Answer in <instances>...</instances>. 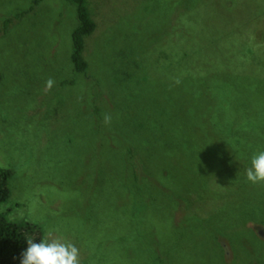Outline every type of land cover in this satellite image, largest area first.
Returning <instances> with one entry per match:
<instances>
[{"label": "rangeland", "instance_id": "1", "mask_svg": "<svg viewBox=\"0 0 264 264\" xmlns=\"http://www.w3.org/2000/svg\"><path fill=\"white\" fill-rule=\"evenodd\" d=\"M85 1L88 77L72 72L70 0H0V213L56 229L80 264H264V184L245 175L264 150V51L242 84L214 42L212 67L162 69L198 51L200 27L261 42L264 0Z\"/></svg>", "mask_w": 264, "mask_h": 264}, {"label": "trees", "instance_id": "2", "mask_svg": "<svg viewBox=\"0 0 264 264\" xmlns=\"http://www.w3.org/2000/svg\"><path fill=\"white\" fill-rule=\"evenodd\" d=\"M70 1L74 4L77 15V26L71 35L72 52L70 61L72 64V72L73 76L82 75L88 77L87 71H90V64L85 55L86 42L87 38L89 39L95 31V23L89 15L85 0ZM260 6L262 5H259L258 8H261ZM28 11L29 8L25 11V13ZM5 22L9 23V20H6ZM248 23H251V21ZM176 27L177 26L174 28ZM212 31L217 32V28L212 25L207 32L203 27L198 28V32L200 33H198L197 40L194 38L192 41V43L197 42L198 51L193 54H186L178 53L174 48L173 51L162 56L165 58L162 69H171L173 75L176 71H183L182 64L187 60L192 61L189 68L190 70H200L206 65L208 67H212L214 65V61L210 62L207 60V56L205 57L203 53L209 46V43L214 42L215 51L212 54L215 57H218L216 68L220 72L225 73L227 77L231 78V82L237 81L239 84L247 83V81H249V76L247 74L248 72H251L249 64H253V62L256 61L255 56L258 54V51H264V33L263 40L259 42V44L255 43L251 36H249V34L254 35L255 30L245 32L242 29L239 31H234L232 29L227 33V37L225 39L218 34L215 35L210 33ZM236 64H243L242 69L238 70V68H235ZM199 65L202 66V68H200ZM225 71H230V73ZM199 76L203 81L205 80L203 72H200ZM73 83L74 79H66L60 83L59 88L64 89V87L72 86ZM148 83L150 84L152 81L147 82V85ZM92 85H94V88L97 86L95 83ZM60 90L62 89H59V91ZM186 100L188 101V99ZM188 104H190L189 101ZM92 107L95 112H100L101 107L97 104L96 100L93 102ZM129 153H131V150ZM229 159H231V157H229ZM135 168L137 169V167ZM137 173H134L135 178L139 176ZM11 175V170L5 168L0 169V202H4L9 198L10 191L8 182ZM29 238L34 239V242H39V239L43 238L42 232L36 224L31 222L10 221L4 214L0 213V264H20V253L26 249V240Z\"/></svg>", "mask_w": 264, "mask_h": 264}, {"label": "clouds", "instance_id": "3", "mask_svg": "<svg viewBox=\"0 0 264 264\" xmlns=\"http://www.w3.org/2000/svg\"><path fill=\"white\" fill-rule=\"evenodd\" d=\"M54 83L52 78H48L45 91L50 90ZM104 122H111L110 115H105ZM245 175L252 184H264V150L252 154ZM26 243V249L20 253V264H80L79 248L58 235L56 229H49L39 242L29 238Z\"/></svg>", "mask_w": 264, "mask_h": 264}]
</instances>
